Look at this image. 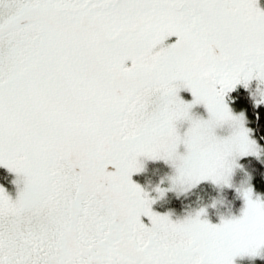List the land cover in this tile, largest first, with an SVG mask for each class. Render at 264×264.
Returning <instances> with one entry per match:
<instances>
[{
	"label": "snow or ice",
	"instance_id": "1",
	"mask_svg": "<svg viewBox=\"0 0 264 264\" xmlns=\"http://www.w3.org/2000/svg\"><path fill=\"white\" fill-rule=\"evenodd\" d=\"M252 79L264 83L259 0H0V166L23 182L16 199L0 187V264L258 255L264 202L251 188L239 218L213 224L204 210L153 211L132 180L145 157L171 161L181 183H221L230 156L258 151L225 103Z\"/></svg>",
	"mask_w": 264,
	"mask_h": 264
},
{
	"label": "rangeland",
	"instance_id": "2",
	"mask_svg": "<svg viewBox=\"0 0 264 264\" xmlns=\"http://www.w3.org/2000/svg\"><path fill=\"white\" fill-rule=\"evenodd\" d=\"M259 6L261 8H264V0H259ZM172 39L175 40L176 38L174 37ZM239 85L250 91L252 98L256 104H264V98H262V96H264V83H262L259 79H252L247 86H245L244 83H240L237 86ZM179 95L186 102H192L194 99L190 90L181 89ZM225 103L228 105L235 117H242L243 127L248 130L249 138L256 142L258 151L254 154H248L244 156H240L239 154H233L232 156H230L229 159L232 162L234 161V164L231 168L228 181L226 183H216L213 180H203L214 184L217 189V194L208 203H205L198 207H194L185 212L173 208L168 210H159L155 205L169 191H175L178 194H185L192 188H194L197 184H195L194 186L188 184H185L183 186H174L173 180L179 175V173L176 166L171 161H167L165 159H147L145 157H141L140 160L143 164V170L135 173L132 176V180L149 195L150 199L154 200V203L152 204L153 211L162 215H169L170 219H172L173 221H181L190 216H195L201 210H204V215L201 216V219H206L213 224H218L221 222L222 218H239L242 215L243 210L246 207L244 192L249 188L252 189L253 199H258L261 202H264V192L256 190L252 182L251 172L245 170L242 174H239L242 158L253 156L264 160V146L259 138L254 134L252 127L249 125V118L246 110L243 108H237L231 100L225 99ZM192 114L194 117L203 119H207L209 116L207 108L203 104L195 105L192 109ZM189 126L190 125L187 121L181 123L179 125L181 134H183V132H185ZM233 131L234 129L231 125H224L221 129H218V134L221 136H227L230 135ZM179 151L181 154H183L186 149L183 145H181ZM167 167H169V172L166 175H163ZM11 173L13 187L9 188L1 181L0 187H3L12 199H16L20 189L23 187V182L21 180V182L18 184L16 181L20 178L17 177L14 172ZM142 173H146L150 178L154 177L156 179H153L152 181L149 178L147 182H141L139 179H137L136 175ZM228 189H235L236 194L239 192L240 203L238 206L235 207L233 199L229 197L228 194H226V190ZM144 219L146 220V218ZM262 258H264V248L259 249L258 255L256 256L244 255L242 257H236L235 264H260L259 260Z\"/></svg>",
	"mask_w": 264,
	"mask_h": 264
},
{
	"label": "trees",
	"instance_id": "3",
	"mask_svg": "<svg viewBox=\"0 0 264 264\" xmlns=\"http://www.w3.org/2000/svg\"><path fill=\"white\" fill-rule=\"evenodd\" d=\"M225 99L231 100L237 108L246 110L249 118V125L264 146V104H256L250 91L240 85L228 92ZM245 170L251 172L252 182L256 190L264 192V160L253 156L242 158L239 174H242ZM168 172L169 167L165 169L163 175H166ZM136 177L141 182H147L150 178L146 173L138 174ZM150 179L153 181V179L155 180L156 178L152 177ZM0 181L9 188L13 187L12 173L3 166H0ZM216 194L217 189L214 184L208 181H202L185 194L169 191L155 206L159 210L173 208L185 212L194 207L208 203ZM226 194L233 199L235 207L239 205V192L236 194L235 189H228L226 190ZM259 263L264 264V258L260 259Z\"/></svg>",
	"mask_w": 264,
	"mask_h": 264
},
{
	"label": "clouds",
	"instance_id": "4",
	"mask_svg": "<svg viewBox=\"0 0 264 264\" xmlns=\"http://www.w3.org/2000/svg\"><path fill=\"white\" fill-rule=\"evenodd\" d=\"M262 98H264V96H262ZM231 163H232V161H230V159L228 158V164L226 165V167L225 168H223L222 170H221V176L224 178V180H227L228 181V179H229V174H230V172L228 171V169L231 167ZM177 168V167H176ZM224 180H222L221 181V183H224ZM186 183H181V182H179V180L178 179H174L173 180V185L174 186H183V185H185Z\"/></svg>",
	"mask_w": 264,
	"mask_h": 264
},
{
	"label": "flooded vegetation",
	"instance_id": "5",
	"mask_svg": "<svg viewBox=\"0 0 264 264\" xmlns=\"http://www.w3.org/2000/svg\"><path fill=\"white\" fill-rule=\"evenodd\" d=\"M109 170H114V168H112L111 166H110V169Z\"/></svg>",
	"mask_w": 264,
	"mask_h": 264
}]
</instances>
